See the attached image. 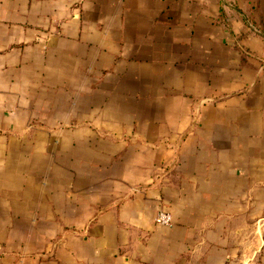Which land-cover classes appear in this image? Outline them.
I'll list each match as a JSON object with an SVG mask.
<instances>
[{"label": "crops", "instance_id": "crops-1", "mask_svg": "<svg viewBox=\"0 0 264 264\" xmlns=\"http://www.w3.org/2000/svg\"><path fill=\"white\" fill-rule=\"evenodd\" d=\"M236 250L264 264V0H0V264Z\"/></svg>", "mask_w": 264, "mask_h": 264}, {"label": "built area", "instance_id": "built-area-1", "mask_svg": "<svg viewBox=\"0 0 264 264\" xmlns=\"http://www.w3.org/2000/svg\"><path fill=\"white\" fill-rule=\"evenodd\" d=\"M154 220L161 224H169L171 222V216L167 210L160 209L156 211Z\"/></svg>", "mask_w": 264, "mask_h": 264}, {"label": "rangeland", "instance_id": "rangeland-1", "mask_svg": "<svg viewBox=\"0 0 264 264\" xmlns=\"http://www.w3.org/2000/svg\"><path fill=\"white\" fill-rule=\"evenodd\" d=\"M235 245L239 246V244L237 242L235 243ZM241 254H242L241 251H238V250L235 251L234 260H233L234 264H242V260H241L242 256H241Z\"/></svg>", "mask_w": 264, "mask_h": 264}]
</instances>
